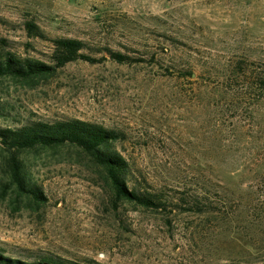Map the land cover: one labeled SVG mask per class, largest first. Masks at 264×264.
Returning <instances> with one entry per match:
<instances>
[{"label": "rangeland", "instance_id": "374dc122", "mask_svg": "<svg viewBox=\"0 0 264 264\" xmlns=\"http://www.w3.org/2000/svg\"><path fill=\"white\" fill-rule=\"evenodd\" d=\"M55 37L105 58L0 77V127L81 118L118 130L131 185L164 204L114 202L73 146L22 153L35 202L9 184L0 142V247L80 264H264V0H0L1 46L50 61Z\"/></svg>", "mask_w": 264, "mask_h": 264}, {"label": "trees", "instance_id": "16d2710c", "mask_svg": "<svg viewBox=\"0 0 264 264\" xmlns=\"http://www.w3.org/2000/svg\"><path fill=\"white\" fill-rule=\"evenodd\" d=\"M26 31L31 37L48 38L34 22L26 23ZM49 40L52 42L50 61L23 56L0 45V77L34 80L49 76L73 61L96 63L105 58H97L85 52L87 43L78 38L55 37ZM107 52L111 59L120 63L136 60L121 51L107 48ZM122 137L123 133L118 130L81 118L29 120L18 127H0V142L8 151L3 158L7 165L9 184L18 195H27L35 202L44 198L42 189L31 178L23 152L38 148L73 146L100 168L114 202L124 200L148 208L162 207L164 203L161 198L131 185L129 160L115 148V143ZM0 264L80 263L54 256L23 259L8 255L0 247Z\"/></svg>", "mask_w": 264, "mask_h": 264}]
</instances>
